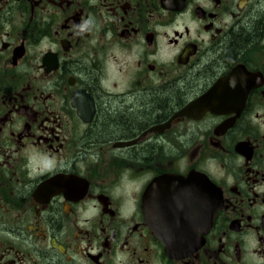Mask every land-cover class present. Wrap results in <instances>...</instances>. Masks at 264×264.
<instances>
[{"label":"flooded vegetation","instance_id":"1","mask_svg":"<svg viewBox=\"0 0 264 264\" xmlns=\"http://www.w3.org/2000/svg\"><path fill=\"white\" fill-rule=\"evenodd\" d=\"M0 264H264V0H0Z\"/></svg>","mask_w":264,"mask_h":264},{"label":"water","instance_id":"2","mask_svg":"<svg viewBox=\"0 0 264 264\" xmlns=\"http://www.w3.org/2000/svg\"><path fill=\"white\" fill-rule=\"evenodd\" d=\"M209 184H210V183L206 181V188L209 187ZM207 213H208V207L206 208V214H207ZM209 224H210V221H209V217H208V214H207V217H206V225H207V227H208ZM201 226L203 227L202 224H201ZM201 229L203 230V228H201ZM163 240H164L166 243L169 242V239H167V238H164ZM180 240L182 241V240H186V239H180Z\"/></svg>","mask_w":264,"mask_h":264},{"label":"trees","instance_id":"3","mask_svg":"<svg viewBox=\"0 0 264 264\" xmlns=\"http://www.w3.org/2000/svg\"><path fill=\"white\" fill-rule=\"evenodd\" d=\"M117 123H118V122L112 120V121L110 122V125H111V126H114V125L117 124ZM125 123H130V122H129V120H128V121L125 120ZM118 125H120V124L118 123Z\"/></svg>","mask_w":264,"mask_h":264}]
</instances>
